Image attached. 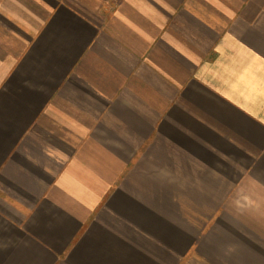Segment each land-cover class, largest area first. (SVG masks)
I'll list each match as a JSON object with an SVG mask.
<instances>
[{
    "label": "crops",
    "instance_id": "0c3cea01",
    "mask_svg": "<svg viewBox=\"0 0 264 264\" xmlns=\"http://www.w3.org/2000/svg\"><path fill=\"white\" fill-rule=\"evenodd\" d=\"M0 264H264V0H0Z\"/></svg>",
    "mask_w": 264,
    "mask_h": 264
},
{
    "label": "rangeland",
    "instance_id": "374dc122",
    "mask_svg": "<svg viewBox=\"0 0 264 264\" xmlns=\"http://www.w3.org/2000/svg\"><path fill=\"white\" fill-rule=\"evenodd\" d=\"M188 256H190V255H188ZM193 256V255H192Z\"/></svg>",
    "mask_w": 264,
    "mask_h": 264
}]
</instances>
